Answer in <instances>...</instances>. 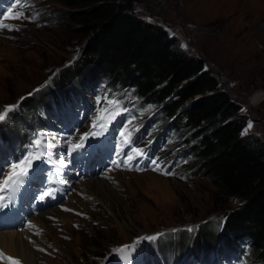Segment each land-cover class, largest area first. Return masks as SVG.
Masks as SVG:
<instances>
[{"label":"rangeland","instance_id":"374dc122","mask_svg":"<svg viewBox=\"0 0 264 264\" xmlns=\"http://www.w3.org/2000/svg\"><path fill=\"white\" fill-rule=\"evenodd\" d=\"M4 2L0 0V24L10 25L13 30L0 28V111L6 105L14 106L9 116L23 98L50 90L61 70L79 56L86 39L73 33L72 26L63 20L61 13L66 7L58 0H11L18 2L12 12L3 7ZM132 2L140 18L161 25L179 49L201 58L204 69L228 93L239 113L246 116L242 134L254 135L264 142V0ZM17 13L24 15L18 17ZM52 90L35 112L37 124L29 129L20 127L19 145H13L12 150L10 142L4 143L0 137L3 175L13 159L27 154L41 133L48 138L44 143L53 146L38 166L43 171L46 169L41 164L57 169L58 156L65 151V137L72 133V142H77L81 134L93 130L97 118L95 131L103 134L96 137L115 145L118 152L124 149L119 161L131 151L132 147L124 144L129 134L134 148L143 149L146 154L138 160L140 171L114 165L82 178L73 174L76 171L72 162L60 169L70 166L72 179L69 177L66 188L63 186L65 191L59 202L38 213L44 215L42 219L46 218L55 235L32 222L38 215L30 216L32 227H27L30 238L38 237L40 243V247L33 246L41 257L37 264H125L120 256L126 252L135 254L138 264H196L195 256L203 264H214L220 259L264 264L252 260L247 245L228 251L224 244L215 245L207 238L201 240V246L197 245L198 232L193 230L205 224L200 229L202 236L218 233L224 213L237 202L226 198L208 176L197 170L199 159L189 147L188 132L168 127L158 107L143 104L133 88L112 85L107 80L91 88L63 86ZM105 98L116 103L106 105ZM65 120L74 122L69 133L62 130ZM100 122L107 125L106 130ZM249 122L252 127L247 129ZM121 131L125 137L120 136ZM91 140L89 137L85 143ZM148 153L154 158H149ZM152 159L172 174L153 171L149 164ZM34 162L33 167L37 164ZM131 163L136 165L137 160ZM89 180L106 185L82 186ZM68 205L74 209L71 214L75 217L70 215ZM65 208L71 218L68 226L48 215L52 209L65 212ZM144 236L156 238L137 243ZM126 245L134 247L113 252ZM221 248L224 251L220 252Z\"/></svg>","mask_w":264,"mask_h":264},{"label":"trees","instance_id":"16d2710c","mask_svg":"<svg viewBox=\"0 0 264 264\" xmlns=\"http://www.w3.org/2000/svg\"><path fill=\"white\" fill-rule=\"evenodd\" d=\"M58 1L66 7L63 20L86 41L50 90L23 98L0 121V137L12 140L20 127L33 125L36 110L54 87L84 89L107 80L133 88L143 104L158 107L168 127L188 132L189 147L199 159L197 170L237 202L224 213L218 233L202 236L205 224L193 231L198 232L197 245L204 238L228 250L247 245L252 260L264 263V142L242 134L246 116L204 69L201 58L179 49L161 25L140 18L132 0Z\"/></svg>","mask_w":264,"mask_h":264},{"label":"snow or ice","instance_id":"6c2138e0","mask_svg":"<svg viewBox=\"0 0 264 264\" xmlns=\"http://www.w3.org/2000/svg\"><path fill=\"white\" fill-rule=\"evenodd\" d=\"M17 5L12 4L11 7L7 9L8 12H12V9L15 8ZM23 13H17V16H22ZM0 28L13 30L10 25L7 24H0ZM186 47V45H183ZM101 101L98 99L97 103L99 104ZM105 103L107 104H114L116 101L105 98ZM14 106L6 105L3 107V110L0 111V121H3L7 114L13 109ZM99 120V118H97ZM97 120L93 121L92 124V131L83 133L79 136V140L75 143L72 142V133H69L65 139H64V148L65 151L63 154L58 156V164H57V172H59L60 169H63L67 166V163H71V161L75 158L74 153L80 151L85 147V142L89 139V137H96L98 135H102V132H96L95 129L97 127ZM100 127L102 129L107 128V125L103 122H100ZM252 127L251 122L247 125V129H250ZM247 129L245 131H247ZM121 137H125V132H120ZM40 138L34 139L31 143L30 150L27 152L26 155H23L21 158L13 159V161L8 166V171L6 175H3V170L0 169V175H3V179L0 180V212L7 209L11 204L15 202L16 196L18 193L21 192V187L24 185L26 178H28L32 171H35V168L33 167L34 161H44V157L48 156L47 149L49 147H52L53 145L44 143L48 138L45 134L41 133L39 134ZM54 139V138H53ZM132 143L130 134L126 137L124 140L125 146H128ZM124 149L120 148L117 155L120 153H123ZM134 154V155H133ZM126 158L123 161H117V160H111L110 162L117 167H127L129 170H132L133 168L136 171L142 170L139 166L137 158L143 157L145 155L143 149L140 148H131L130 153L125 154ZM133 160H137V164L133 165L131 162ZM49 163H51L49 161ZM149 164L151 166V169L153 171L161 172L164 175H171L172 173L165 171L161 165L159 164L157 159H152L149 161ZM49 184H54V180L48 181ZM55 193V189L53 187H47L45 190H43L39 196L38 199L40 201L45 200L46 198L53 197ZM68 210V209H65ZM29 227H32V225H29ZM191 231V229H189ZM154 236H144L138 238L137 243L140 240H152L155 239ZM134 246H123L121 248H115L113 249V252H125L126 250H130ZM40 251H43V249H40ZM0 261L5 262V264H20V261L18 259H15L14 257L10 255H6L4 252L0 251Z\"/></svg>","mask_w":264,"mask_h":264},{"label":"bare ground","instance_id":"6f19581e","mask_svg":"<svg viewBox=\"0 0 264 264\" xmlns=\"http://www.w3.org/2000/svg\"><path fill=\"white\" fill-rule=\"evenodd\" d=\"M102 141H103V139L97 138V139L90 141L89 143H86L85 146H93L94 147L96 145V143H101ZM69 171L70 170H67V172H60V173L63 174L64 176H67V178H68L72 174L71 172L69 174L68 173ZM95 181H97V182L94 183L93 180L84 181L81 184L84 187L87 185H91L89 187H92V186L103 187L104 185H106V183H104L102 181H99V180H95ZM61 182H63V181H61ZM63 184L68 185L69 183L63 182ZM67 207L70 209L69 210L70 215L74 216L73 214H71V213H73L74 209L70 208V205H68ZM59 210L58 209H55V210L52 209L48 213V215H50L51 217L60 219L65 225L68 226L69 222H67V220L68 221H69V219L71 220L69 215H67L68 210H66L65 212H60ZM63 210L64 209H61V211H63ZM38 213H41V211ZM38 213H37V215H38ZM37 215H35V216H37ZM41 216H44V215L39 214L35 219H32L33 220L32 222H35V224L38 223V225L42 226L43 229L47 230L48 234L55 235L54 230L49 228V223L46 221V218L42 219ZM27 227H29V226H27ZM28 232H29L28 228H26V229L9 228V229L1 230L0 231V251L4 252L6 255H10V256L14 257L15 259H20V260L24 261L25 263L37 264L41 257L39 256V253L37 254L35 251H33V246L34 245L39 246L40 243L38 241V237L32 238L33 239L32 240L30 238V235L28 234ZM28 240H29V242H28ZM32 242H34V243H32ZM124 259L126 261L125 264H138L137 263V257L135 256V254L132 255L128 252H126L125 254H121V256H120L121 262ZM0 263L5 264V262H3V261H0Z\"/></svg>","mask_w":264,"mask_h":264}]
</instances>
